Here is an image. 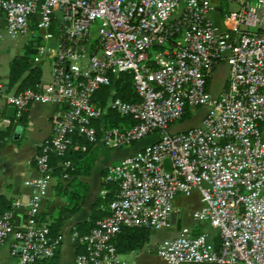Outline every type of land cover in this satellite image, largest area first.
I'll list each match as a JSON object with an SVG mask.
<instances>
[{
	"label": "built area",
	"instance_id": "obj_1",
	"mask_svg": "<svg viewBox=\"0 0 264 264\" xmlns=\"http://www.w3.org/2000/svg\"><path fill=\"white\" fill-rule=\"evenodd\" d=\"M229 1L239 7L224 11L219 24L212 0H0V19L12 36L27 34L36 17L41 39L34 62L54 55L52 83L10 95L9 102L19 114L38 101L61 107L36 156L38 176L27 182L28 224L17 228L12 211L0 215V244L14 237L13 253L21 251L16 264L53 258L62 245L64 237H51L50 224L40 220L55 178L50 155L63 156L74 134L99 141L93 121L104 112L95 94L112 84L113 74H131L140 100L112 101L134 123L105 129L103 143L124 147L157 137L107 167L106 181L117 183L119 193L109 215L87 234H74L85 247L74 264H127L113 239L126 227L171 229L176 199L195 192L202 204L192 217L218 231L219 246L181 226L158 246L164 263L264 264V0ZM224 61L227 82L215 95L211 80ZM202 108L198 125L172 131Z\"/></svg>",
	"mask_w": 264,
	"mask_h": 264
},
{
	"label": "crops",
	"instance_id": "obj_2",
	"mask_svg": "<svg viewBox=\"0 0 264 264\" xmlns=\"http://www.w3.org/2000/svg\"><path fill=\"white\" fill-rule=\"evenodd\" d=\"M212 2L216 8L213 18L220 24L221 14L224 12L223 0H212ZM35 23L36 17H33L32 29L27 34L12 36L5 20L0 19V89H2L0 92V212L9 206L17 228H24L31 218L27 204L31 199L32 189L27 182L38 176L36 156L43 145L51 139L58 114L61 111L59 105L44 104L38 101L33 102L21 114L16 108L14 115H9V108L14 105L9 102L8 97L18 94L21 83L19 80L14 85H10L11 66L18 57L26 55L30 45L37 44L41 39V33L36 31ZM59 43L58 36L51 41L53 48H57ZM53 61V54L47 55L41 63L33 60V66L41 68L38 87L52 83L54 79ZM143 142L141 140L124 147H109L103 141L94 144L89 154L93 160L91 173L73 178L80 183L78 187L85 191L83 200H75L74 190L70 187L72 179L68 180L63 177L59 184L58 177L54 178L43 202L40 218L44 214L45 221L52 223L61 218L62 209L73 207L76 202L80 207L60 224L59 234L64 237V240L55 258L37 264H74L76 256L85 251V247L79 239L74 238V234L78 233L80 236L87 234L97 201L109 192L105 187L107 167L142 150L148 145ZM17 202H21L22 206H16ZM201 204L199 192H195L189 198L179 196L176 199L175 226L168 231L165 237H160L156 231H152L149 242L140 250L121 253L127 264H165L157 253L158 246L165 239L176 236L180 230L179 226L186 225L194 230L200 229L208 234L210 241L214 243L219 241L218 231L215 228L208 223H197L192 217L194 210ZM14 244L13 236L4 244H0L1 260L9 264L18 263L21 253L20 251L13 253Z\"/></svg>",
	"mask_w": 264,
	"mask_h": 264
},
{
	"label": "trees",
	"instance_id": "obj_3",
	"mask_svg": "<svg viewBox=\"0 0 264 264\" xmlns=\"http://www.w3.org/2000/svg\"><path fill=\"white\" fill-rule=\"evenodd\" d=\"M55 32H57V30H55ZM93 35H95V32ZM36 53L37 44L30 45L26 55L18 57L11 66L10 85H14L21 80L18 93L23 92L26 89L38 88L39 80L41 78V68L39 66H33V57ZM117 97L126 102H137L140 100V97L135 91L133 76L131 74H113L112 84L110 86L102 87L95 94V102L103 109L104 112L102 118L93 121V125L97 129V137L99 139L98 142L102 141V135L105 129L122 127L123 125H131L134 123L131 118L121 116V114L111 106L112 101ZM192 117V115L188 114L183 118L182 122ZM73 140V147H71L63 156L58 157L51 153L50 157L51 165L54 168V175L55 177H58V183L61 184V179L65 176V174L67 175L66 179H72L70 187L74 190L75 200L79 201L85 198V191L78 187L80 183L76 182V179L73 180V178L79 175H89L91 173L93 160L89 154L91 153V149L94 144H97L98 142L91 143L86 140V138L78 134L73 135ZM82 145H87V151H83L78 147ZM67 162H70V165L68 167H63L62 164ZM76 187L77 191H75ZM105 187L109 190V192L105 197H101L97 201L94 217L90 222V225H88L89 227L87 233L96 226L97 221L110 214V203L117 197L120 190L119 185L115 182L105 181ZM79 207L78 202H76L73 207H67L61 210V218L49 223L51 228V237L56 238L60 235L59 227L61 222L72 216L79 209ZM10 209L11 208L9 206L6 207L0 212V215L10 211ZM45 219V215H41L40 220L42 222H48L45 221ZM151 232L152 231L150 229L144 227H126L113 239V241L119 253H131L140 250L147 242H149ZM194 232L195 234L204 233L200 229H196ZM216 245L219 246V241L216 242ZM53 258L39 260L36 264Z\"/></svg>",
	"mask_w": 264,
	"mask_h": 264
},
{
	"label": "rangeland",
	"instance_id": "obj_4",
	"mask_svg": "<svg viewBox=\"0 0 264 264\" xmlns=\"http://www.w3.org/2000/svg\"><path fill=\"white\" fill-rule=\"evenodd\" d=\"M222 4H223L224 11L237 10L239 7L237 3L231 2L229 0H223ZM229 68H230V65L226 61L219 63L218 66L216 67L213 78L211 80L212 91L215 95L219 94L223 90L224 86L226 85L228 74H229ZM205 111L206 110L202 108L201 110H199L200 113L197 116H193L192 118H189L188 120L183 121L182 123L178 122L175 126L172 127V131H176L180 129L184 130L188 127L198 125ZM156 137L157 136L146 137L145 139H143L144 141L143 144L152 143L154 140H156ZM128 146H131V145H128ZM186 198H189V197H186ZM169 230L170 229H161V230H157L156 232L160 237H165L168 234Z\"/></svg>",
	"mask_w": 264,
	"mask_h": 264
},
{
	"label": "water",
	"instance_id": "obj_5",
	"mask_svg": "<svg viewBox=\"0 0 264 264\" xmlns=\"http://www.w3.org/2000/svg\"><path fill=\"white\" fill-rule=\"evenodd\" d=\"M15 111H16V106H11L9 108V115L10 116L14 115ZM164 166L168 172H171L172 171V160L170 158H166L164 161ZM174 217H175V215L173 216V221H174ZM180 228H181V226H179V229ZM20 253H21V251H20Z\"/></svg>",
	"mask_w": 264,
	"mask_h": 264
}]
</instances>
